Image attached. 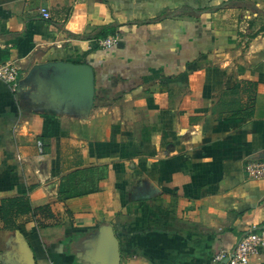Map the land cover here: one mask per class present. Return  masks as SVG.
<instances>
[{
    "label": "crops",
    "instance_id": "1",
    "mask_svg": "<svg viewBox=\"0 0 264 264\" xmlns=\"http://www.w3.org/2000/svg\"><path fill=\"white\" fill-rule=\"evenodd\" d=\"M234 1L0 0V63L20 67L17 92L0 80V200L46 207L0 223V264L23 242L34 264H86L103 224L120 264H226L264 228L245 172L264 159V29Z\"/></svg>",
    "mask_w": 264,
    "mask_h": 264
},
{
    "label": "built area",
    "instance_id": "2",
    "mask_svg": "<svg viewBox=\"0 0 264 264\" xmlns=\"http://www.w3.org/2000/svg\"><path fill=\"white\" fill-rule=\"evenodd\" d=\"M44 17H49L48 12L43 13ZM118 41V34L109 35L98 40V46L109 48ZM18 64L13 62L0 63V80L4 82L12 92H17L19 81ZM40 155H42V143L36 142ZM245 172L249 178L264 180V159L251 160L245 165ZM264 250V228L253 226L236 242L231 253L225 250L220 251L215 257L217 261L227 258L226 264H249L253 255Z\"/></svg>",
    "mask_w": 264,
    "mask_h": 264
},
{
    "label": "water",
    "instance_id": "3",
    "mask_svg": "<svg viewBox=\"0 0 264 264\" xmlns=\"http://www.w3.org/2000/svg\"><path fill=\"white\" fill-rule=\"evenodd\" d=\"M117 44H119V42H117ZM73 67L83 70L86 69L88 72L90 71V69L84 65ZM262 157L264 158V154ZM84 242L85 248L76 252L78 262H84L86 264H120V240L116 236L111 225L103 224L99 226L97 232L92 234V236L87 238ZM12 257H15L20 264H34L33 252L26 242H23L16 249ZM226 261L227 258L224 259V262Z\"/></svg>",
    "mask_w": 264,
    "mask_h": 264
},
{
    "label": "trees",
    "instance_id": "4",
    "mask_svg": "<svg viewBox=\"0 0 264 264\" xmlns=\"http://www.w3.org/2000/svg\"><path fill=\"white\" fill-rule=\"evenodd\" d=\"M101 29L112 31L111 26H103ZM46 207L33 209L26 194L14 197H4L0 200V223L4 229H18L17 217L20 215L34 213L37 210H44Z\"/></svg>",
    "mask_w": 264,
    "mask_h": 264
},
{
    "label": "rangeland",
    "instance_id": "5",
    "mask_svg": "<svg viewBox=\"0 0 264 264\" xmlns=\"http://www.w3.org/2000/svg\"><path fill=\"white\" fill-rule=\"evenodd\" d=\"M256 1L259 2L260 5H262L260 7L261 9L257 8L254 5ZM234 3L238 4L239 6L245 7L241 10V17L239 20H243L249 23V25L247 26V31H249L250 37L253 35L252 33H254L257 26H261L260 30L264 29V0H236L234 1ZM252 11H257L258 14L256 16H253Z\"/></svg>",
    "mask_w": 264,
    "mask_h": 264
}]
</instances>
